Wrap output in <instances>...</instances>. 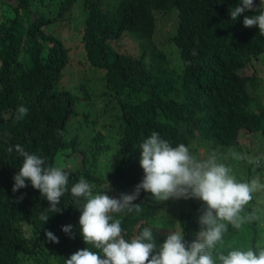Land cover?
Returning <instances> with one entry per match:
<instances>
[{
  "label": "trees",
  "instance_id": "obj_1",
  "mask_svg": "<svg viewBox=\"0 0 264 264\" xmlns=\"http://www.w3.org/2000/svg\"><path fill=\"white\" fill-rule=\"evenodd\" d=\"M16 1L12 13L0 21V264H63L87 247L70 192L57 205L61 212L51 214L44 224L39 214L49 202L40 192L30 184L13 192L12 178L22 158L9 152L10 146L21 144L52 165L57 154L61 160L71 159L73 168H66L69 187L83 177L96 191L108 183L107 194L118 198L142 180L138 146L154 131L173 146L190 147L199 137L209 148L239 149L244 144L241 131L258 133L264 141V104L256 89L264 32L243 25L252 11L231 20L230 9L238 0H111L108 8L99 0H81V54L76 62L62 38L45 30L57 18L37 15L28 0ZM75 1H62L59 16L67 13L66 21L71 18L68 13ZM258 4L254 0V7ZM167 17L175 18L170 40L154 42L157 23ZM127 42L134 45L132 51ZM165 44L177 49L178 72L163 51ZM75 63L88 67L87 78L95 88H82L84 94L78 96L59 87L65 68L77 67ZM246 68L257 75L240 74ZM77 103L100 109L80 117ZM20 105L29 112L17 120ZM100 119L110 125L105 134L96 127ZM252 167L251 171L260 169ZM135 203L144 211L123 218L126 238L149 227L160 243L173 229L162 223L164 231H159L157 223L164 222L163 217L173 221L176 215L185 240L195 239L203 206L177 213L172 207L167 216L163 204L143 191ZM65 225H72L67 234L61 231ZM259 226L256 220L244 224L245 229L230 227L222 250L238 247L237 240H247V247H263ZM46 231L59 242L48 241Z\"/></svg>",
  "mask_w": 264,
  "mask_h": 264
},
{
  "label": "clouds",
  "instance_id": "obj_2",
  "mask_svg": "<svg viewBox=\"0 0 264 264\" xmlns=\"http://www.w3.org/2000/svg\"><path fill=\"white\" fill-rule=\"evenodd\" d=\"M248 11L254 14L244 16L243 25L256 26L264 32V0H259L256 7L254 0H238L229 14L235 21ZM28 112L26 106L20 105L16 119H23ZM138 148L143 178L130 194L116 198L107 194L111 190L108 183L96 191V186L83 177L69 187L70 173L65 166L52 165L45 156L29 152L21 144L9 147V152L14 150L22 158L12 178V190L16 192L30 184L40 192L49 202V207L39 214L43 224L51 214L61 212L57 205L68 192L80 211L79 231L87 247L64 259L63 264H264V247L222 250L230 227L240 230L244 224L259 219L256 212L246 211L255 194L264 192V181L259 176L238 180L232 168L215 154L198 157L189 146H173L155 131ZM262 159L255 157L251 162L259 166ZM141 191L150 193L158 202L201 201L203 211L198 217L200 228L195 239L186 241L181 227L167 233L160 243L149 227L126 238L122 220L144 211L141 204L135 203ZM71 229L72 225H65L61 231L67 234ZM45 237L52 243L59 242L52 231H46Z\"/></svg>",
  "mask_w": 264,
  "mask_h": 264
},
{
  "label": "rangeland",
  "instance_id": "obj_3",
  "mask_svg": "<svg viewBox=\"0 0 264 264\" xmlns=\"http://www.w3.org/2000/svg\"><path fill=\"white\" fill-rule=\"evenodd\" d=\"M64 0H28V7L31 9L34 13L37 15H42L45 17H49L52 19H55L54 22L49 24L45 28V30L48 33H51L55 35L57 38L61 37L64 44L70 48L71 54L73 57H75V62L80 59L81 49V31L82 27L80 26L81 20L83 18V12H82V6H81V0H76L72 9L68 13V15H72L71 18H69L66 21V14L62 17L59 16L58 11L60 10V3ZM14 2H18L16 0H0V21L5 18L7 15L11 14L13 11L12 4ZM102 7L109 6L111 0H99ZM173 19L174 17H167L160 22L157 23L156 32L154 36V42H159L160 44L166 43L170 40V35L173 30ZM60 25H73L74 29H64L63 26ZM172 27V29H171ZM59 36V37H58ZM158 48L161 49L159 47ZM129 50H133L134 45L130 42L126 43ZM163 51L168 54L170 65L175 71H179L180 67L178 66L180 64V59L178 58L177 49L172 44H165L163 47ZM77 67L71 68L66 67L64 70L63 77L61 78L59 82V87L64 88L66 90H69L73 92L74 94L82 95L84 92H82V88L87 89V91L91 92V90H94V85H90L88 79L89 72L88 67L84 65V63H79V66L77 63H75ZM260 73L259 75V86H257V96L262 99L264 104V54L261 56L260 59ZM254 70L252 68H246L240 74L242 75H252L254 74ZM257 75V73H255ZM92 81H96V78ZM256 103V102H254ZM96 106V107H95ZM85 107L81 104L77 103L76 110L79 112L80 117L83 116V114H88L93 109H100L98 105ZM85 112V113H83ZM95 112V111H94ZM92 113V116L94 114ZM75 119V118H74ZM73 123H71L72 125ZM106 126V129L104 127ZM98 129L102 128V132L105 134L108 132V129L110 128V125L104 121V119L98 120L97 126ZM71 130H73L71 128ZM240 139L242 140V144L239 149H228L225 147H214L209 148L207 146V143L205 141H202L199 137L196 138V141L199 143H192L190 146V149L193 153H195L198 157L206 158L209 154H215L218 159L229 165L232 168V174L238 179L242 181L250 180L253 177L259 176L262 181H264V159H262L261 164L259 165L260 169L256 171H251L250 167L252 168L256 167L257 165L252 163L251 161L255 157H262L264 158V141L261 139L260 135L258 133L252 134L248 131H241L240 132ZM204 149L202 148V146ZM109 157H112V154H109ZM118 163L117 159L114 161L113 165L116 166ZM75 167L79 166V157L75 159ZM55 165H63L65 168H73L74 161L71 159L61 160L60 155L57 154L55 158ZM100 166L106 167V165L101 164ZM112 167V166H111ZM252 174V176L249 178V174ZM163 204L162 210L167 212L172 210V207L175 209V213L178 212V210L182 209L185 211L192 212L193 209H198L199 206H203L202 202L199 200L189 199H169L167 201H162ZM247 207H250V210L252 209L256 214L259 216V219L257 221L260 222L259 226V237L258 241L260 244H263L264 247V192H260L255 194V197L252 201L249 202V205ZM198 210H195V214H199ZM168 216V214H167ZM168 217H163L162 220L164 222H158L157 223V229L159 231H164V226L162 223H166V226L171 227L173 230L180 227L179 225V218L177 219V216L175 215V219L172 221V217L167 220ZM167 220V221H165ZM178 221V223H177ZM163 228V229H162ZM243 229H245L242 226ZM236 244L238 247H247V240H237Z\"/></svg>",
  "mask_w": 264,
  "mask_h": 264
},
{
  "label": "bare ground",
  "instance_id": "obj_4",
  "mask_svg": "<svg viewBox=\"0 0 264 264\" xmlns=\"http://www.w3.org/2000/svg\"><path fill=\"white\" fill-rule=\"evenodd\" d=\"M245 228V227H244ZM251 230V229H250Z\"/></svg>",
  "mask_w": 264,
  "mask_h": 264
}]
</instances>
